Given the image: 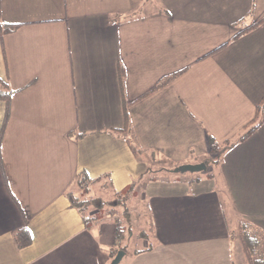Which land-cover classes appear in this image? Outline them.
I'll return each mask as SVG.
<instances>
[{
	"label": "crops",
	"instance_id": "0c3cea01",
	"mask_svg": "<svg viewBox=\"0 0 264 264\" xmlns=\"http://www.w3.org/2000/svg\"><path fill=\"white\" fill-rule=\"evenodd\" d=\"M259 1L0 0V23L16 24L0 31V264H110L116 226L74 203L82 172L148 177L137 227L151 244L126 264H248L237 225L264 233V122L239 140L264 94ZM125 106L128 133L107 131ZM145 155L210 162L150 179Z\"/></svg>",
	"mask_w": 264,
	"mask_h": 264
},
{
	"label": "rangeland",
	"instance_id": "374dc122",
	"mask_svg": "<svg viewBox=\"0 0 264 264\" xmlns=\"http://www.w3.org/2000/svg\"><path fill=\"white\" fill-rule=\"evenodd\" d=\"M264 1H259V3ZM205 7L214 9L213 4L206 1ZM219 6H216L217 9ZM238 24L237 26H240ZM243 25V24H242ZM144 156V155H142ZM148 159L149 166L152 167V173L149 171V177L159 178L165 171L171 170L180 165H173L174 161L165 157L166 155H145ZM210 158L217 159V155H208ZM210 162V161H208ZM165 167V169H160L159 167ZM167 168V169H166ZM203 171V170H202ZM201 171V172H202ZM200 172V171H199ZM192 172L184 171V172H165L163 175L167 177H174V175L185 174L189 175ZM162 175V176H163ZM146 174H143L139 177L132 178L127 184L123 187H118L110 177H102L93 182L83 183V179H76L74 185L72 186V192L75 195L76 199L80 201L77 206H82V212L84 215H87L89 209L94 208L96 211V216L94 219L102 220L106 217H110V222L115 225L116 219L120 224L121 228H123V233L121 237L114 238V246L112 247V252L117 249L127 251V254L124 256L123 260L119 264H126L131 262L132 253L141 248H146L148 244H151V241L144 235L141 234V228L137 227L142 217L140 216V212L144 207L145 197H144V188L145 182L147 181ZM80 184V185H79ZM88 200L87 204L82 202L81 200ZM96 199L100 201L101 204L97 205L92 203V200ZM85 204V205H84ZM225 206V204H224ZM228 213V209H226ZM134 221V226H132V232L128 233V221ZM91 221V219H89ZM228 222L230 226H234L233 220L231 219V215L228 217ZM116 226V225H115ZM146 234V233H145ZM116 235V234H115ZM116 237V236H115ZM252 238L255 242V239H258V242L253 244L255 248H253L252 241L248 244L252 250L253 257L255 259H259L262 256V252L264 253V233L258 232L256 235H252ZM236 249L239 250L240 255L242 254L240 241L236 240ZM124 251V250H123ZM114 257V256H113ZM264 257V255H263Z\"/></svg>",
	"mask_w": 264,
	"mask_h": 264
},
{
	"label": "trees",
	"instance_id": "16d2710c",
	"mask_svg": "<svg viewBox=\"0 0 264 264\" xmlns=\"http://www.w3.org/2000/svg\"><path fill=\"white\" fill-rule=\"evenodd\" d=\"M15 26H16V24L4 25V24L0 23V31L1 32H3L4 30H9L10 31ZM251 27H253V25L243 29L242 31H240L238 33H236L233 36V38H237L240 35L241 32L249 30V29H251ZM118 74H119V78L121 80L122 72L119 70ZM174 76H175V74L162 79L159 82L158 86L168 82ZM10 96H11V92H10V90L7 87V83L3 79L0 78V100H2L4 102V104H5L3 123H2V128H1V131H0V143H1V140H2V136H3L4 129H5V125H6L8 116H9ZM123 118H124V126L121 129H110V130H107V131H109V132H112V131L113 132H120V133H123V134L128 133L129 117H128V112H127L126 106H125V108H123ZM263 122H264V94L261 96V98L259 99L258 103L256 104L254 116L244 125V131L241 134L239 140L241 141V140L246 139ZM126 141L129 142V138H126ZM129 145H130V148H132L131 144H129ZM211 149H212V151L214 150V152L223 150L222 147H219L215 143H212ZM132 151H133L134 154H137V152L135 150H132ZM208 161L209 160H205L204 162L207 164ZM215 161H216V159H215ZM171 170H173V169H171ZM2 174L4 176L3 169H2ZM78 178L79 179H83V183L84 184H85V182L88 183V182H93L94 181V179L89 178L84 172L80 173L78 175L77 179ZM150 179H151V177H150ZM81 201L86 203V204L88 202V200H85V199L81 200ZM74 203L76 205H78V203H80V201H78L75 198L74 199ZM92 203L97 204V205L101 204V202L97 201L96 199H93ZM77 207H78V209L80 211H82V206L79 205ZM127 224H128L127 230H128V233L130 234L132 232L131 231L132 230V226H134L133 219L129 220ZM115 225H116V235H115L116 237L115 238L117 239V238L121 237V235H122L124 230H123V228H121V226L118 223L117 219H116V224ZM258 232H261V231L256 229V228H254V227H252L250 224H246L244 221H241L237 225L236 238L240 241L242 252H243L245 260H246V262L248 264H264V257H263L264 253L262 252V256L259 259H255L253 257L252 250H251L250 246L248 245L253 240L252 235H256V233H258ZM143 233H145L144 230H142L141 234H143ZM13 236H14V240H15L16 244L20 248L28 246L31 243V241H32L30 232H29V230H28V228L26 226H23V227L17 229L14 232ZM256 242H258V239H255V242L252 241V245L255 244ZM114 244H115V242H114ZM253 248H255L254 245H253ZM123 250L126 252L125 249H123ZM116 252H117V249H115L111 253V255L113 256Z\"/></svg>",
	"mask_w": 264,
	"mask_h": 264
},
{
	"label": "water",
	"instance_id": "95a60500",
	"mask_svg": "<svg viewBox=\"0 0 264 264\" xmlns=\"http://www.w3.org/2000/svg\"><path fill=\"white\" fill-rule=\"evenodd\" d=\"M206 168V164L204 162L194 163V164H183L173 169L174 172H198L204 170ZM125 251L118 250L114 257L112 258L110 264H118L121 260L122 256L124 255Z\"/></svg>",
	"mask_w": 264,
	"mask_h": 264
}]
</instances>
